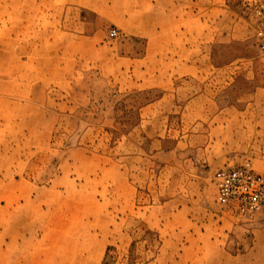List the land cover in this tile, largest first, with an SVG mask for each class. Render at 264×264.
Masks as SVG:
<instances>
[{
    "label": "rangeland",
    "instance_id": "obj_1",
    "mask_svg": "<svg viewBox=\"0 0 264 264\" xmlns=\"http://www.w3.org/2000/svg\"><path fill=\"white\" fill-rule=\"evenodd\" d=\"M256 1L0 0V264H264Z\"/></svg>",
    "mask_w": 264,
    "mask_h": 264
},
{
    "label": "built area",
    "instance_id": "obj_2",
    "mask_svg": "<svg viewBox=\"0 0 264 264\" xmlns=\"http://www.w3.org/2000/svg\"><path fill=\"white\" fill-rule=\"evenodd\" d=\"M251 21L254 41L264 54V0H257L252 6ZM216 200L240 212L264 210V173L255 172L248 166L217 172Z\"/></svg>",
    "mask_w": 264,
    "mask_h": 264
},
{
    "label": "crops",
    "instance_id": "obj_3",
    "mask_svg": "<svg viewBox=\"0 0 264 264\" xmlns=\"http://www.w3.org/2000/svg\"><path fill=\"white\" fill-rule=\"evenodd\" d=\"M174 2H175V4L185 5L186 7L188 6L189 8H192V6H196L198 4V0H174ZM0 175H1V172H0ZM2 176H3V174H2ZM2 181H5V179L0 177V182H2ZM3 197H4L3 198L4 201L0 202V208H1V210H3V209L6 210L7 206H9L8 200H10V198H8L7 195H4Z\"/></svg>",
    "mask_w": 264,
    "mask_h": 264
}]
</instances>
